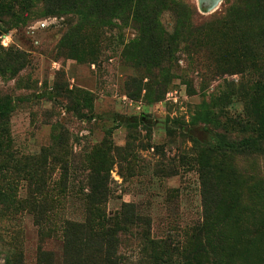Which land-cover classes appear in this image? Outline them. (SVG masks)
Returning <instances> with one entry per match:
<instances>
[{
	"label": "rangeland",
	"instance_id": "1",
	"mask_svg": "<svg viewBox=\"0 0 264 264\" xmlns=\"http://www.w3.org/2000/svg\"><path fill=\"white\" fill-rule=\"evenodd\" d=\"M174 2L186 7L185 23L179 9L159 16L167 41L179 33L170 47L174 59L151 69L141 63L139 44H131L138 37L131 18L85 24L70 11L48 14L44 0L22 7L0 0V98L12 103L0 124V190L20 201L31 195L48 208L47 225L24 210L0 208V232L22 264H37L43 252L63 264L64 223L87 217L95 174L105 185L99 200L107 215L119 218L131 205L148 220L149 237L176 254L206 216L220 211L207 220L227 216L218 230L236 241L224 245L223 261L264 264V151L224 158L209 151L248 135L236 120L255 121L250 109L261 103L264 40L254 38L252 51H244L238 34L220 26L229 0ZM253 30L257 35L259 24ZM134 79L152 85L150 93ZM214 165L213 175L206 173ZM121 244L125 264H153L129 234ZM185 261L181 254L166 264Z\"/></svg>",
	"mask_w": 264,
	"mask_h": 264
},
{
	"label": "trees",
	"instance_id": "2",
	"mask_svg": "<svg viewBox=\"0 0 264 264\" xmlns=\"http://www.w3.org/2000/svg\"><path fill=\"white\" fill-rule=\"evenodd\" d=\"M28 0H14L22 7V3ZM48 10V14L59 15L65 14L67 11L78 15L79 20L83 23H98L104 25L105 21L111 23L114 18L126 22L132 19L138 26V37L131 44H139L142 56L141 63L151 66V69L157 68L162 58L173 60V52L170 48L175 43L179 33H175L170 41L164 36V30L159 23V16L164 10H181L184 23L186 22V8L179 2L177 4L171 0L175 7L170 8L167 0H44ZM244 1V3H243ZM245 1H248L245 3ZM248 4V5H247ZM52 12V13H50ZM193 14V13H192ZM191 14V16H192ZM180 15V14H179ZM180 16V17H181ZM216 20V18H215ZM1 21V17H0ZM221 25L227 29H232L239 36V43L244 51L251 52L254 45V38L264 40V0H229V7L225 11L223 17L219 18ZM259 24L258 34H253V29ZM106 25V24H105ZM151 79V76H149ZM259 90L263 89L257 96L261 98V103L250 109L251 115L255 121L253 123H241L236 120L235 126H238L243 132L248 134L241 139H231L225 142L224 147H216L210 149V153L220 158L229 155H251L264 151V72L259 78ZM155 80V79H151ZM132 84L136 88L141 87V82L132 80ZM261 86V87H260ZM147 94L152 90V85L146 84ZM141 87V88H142ZM163 94L160 93V95ZM256 98V99H257ZM255 101L257 102V100ZM12 110L10 98H0V124L3 123ZM223 137H227L222 135ZM0 139L3 140V134L0 133ZM93 150L101 151L107 149ZM226 159V158H225ZM31 161V160H30ZM220 165V164H219ZM214 165L207 170L206 173L213 175L214 171L219 167ZM7 168V166H5ZM206 171V170H205ZM228 172L231 170H227ZM7 172V171H6ZM230 173V172H229ZM226 173V174H229ZM21 174H17L20 177ZM24 179L32 181L31 174H24ZM1 176V174H0ZM2 177V176H1ZM203 185H205V173L201 174ZM213 177V176H212ZM91 190L88 199L90 204L87 217L80 224L75 222H65L62 229V246L64 250L63 264H125L127 261L121 252V237L129 234L131 238L139 241L143 246L144 254L149 255L147 260L153 264L174 262L176 255L185 257L182 264H190L191 259H195L199 263L205 264H226L223 261L222 252L225 247L232 248L236 245V241L229 237L223 236L218 229L219 225H225L227 216L222 219L217 218L216 222L207 219L220 216V211L212 216H206L205 222L201 227L196 229L190 235L183 245L181 252L176 254L177 248L167 244L166 242H157L149 237L148 220L143 217L133 215L131 205H124L122 213L119 216L107 215L106 210L100 201V197L105 196V185L100 174L91 177ZM222 204L228 210V202L223 201ZM47 206L36 201L31 195L27 196L23 201L15 198L10 192L0 190V208L4 211L8 209L24 210L34 217L37 222L47 223L48 214ZM218 207V206H217ZM232 204L229 205V208ZM217 209V208H215ZM215 212V211H214ZM46 255V256H45ZM0 264H22V255L14 248V243L7 240L5 235L0 232ZM201 263V264H202ZM37 264H52L49 253H42ZM136 264H141V261Z\"/></svg>",
	"mask_w": 264,
	"mask_h": 264
}]
</instances>
